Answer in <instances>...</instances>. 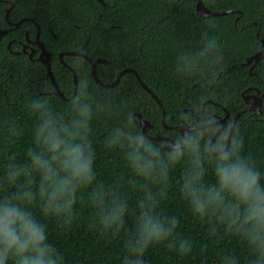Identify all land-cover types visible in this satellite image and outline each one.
Masks as SVG:
<instances>
[{
  "label": "trees",
  "instance_id": "16d2710c",
  "mask_svg": "<svg viewBox=\"0 0 264 264\" xmlns=\"http://www.w3.org/2000/svg\"><path fill=\"white\" fill-rule=\"evenodd\" d=\"M0 1L14 3L10 22L26 19L0 41V198L31 191L35 199L23 207L44 226L46 242L58 250L61 264H125L130 256L126 243L136 231L139 205L146 199L144 185L156 197L155 214L178 220L169 240L148 246L142 257L145 264H223L227 255L238 257L239 264H248L247 242L227 233L226 224L218 220L205 217L201 221L183 195L187 157L170 167L167 182L157 184L133 171L126 159V144L108 146L110 134L123 125L143 135L138 117L137 121L133 118L136 113L153 125L149 136L175 141L180 135L177 130L164 127L159 103L134 73H125L113 87H103L92 77L91 64L85 58L64 56L78 78L77 95L64 100L54 93L42 62L31 59L20 44L26 42L27 34L35 39L37 25L40 26V39L52 56L56 82L67 98L74 93V78L59 56L78 51L94 62L107 61L97 63L98 77L104 84L113 83L121 71L134 69L165 107L168 126L181 124L182 118H198L196 107L212 119L213 114H225L222 107L233 117L247 107L243 98L247 88L256 87L264 93V69H254L250 75L248 67L242 65L262 49L264 0H203L205 7L214 12H235L206 18L196 11L198 0H103L105 5L99 0ZM6 7L10 8V4L0 2L2 29L10 27ZM204 33L217 38L222 62L214 72L205 68L187 73L185 61L196 60L203 47L200 41ZM200 66L203 67L202 61ZM85 81L86 102L93 110L88 138L94 153V179L77 189L71 223L66 224V214L57 215L55 211L45 214V200L39 194L44 170L34 164L31 154L50 160L51 152L37 139L43 120L41 112L31 109V103L45 101L54 120L70 123L76 118L73 102L81 95V83ZM206 101L220 106L213 103L204 106ZM98 103L104 105L103 111L96 110ZM185 110H190L191 115H186ZM262 111L261 115L244 113L233 133L238 132L243 138V154L254 158L264 183V100ZM146 139L162 153L168 151L162 147L165 142ZM10 166L19 173L14 182L7 179ZM52 167L57 168L55 162ZM205 168L203 183L215 184L212 165L206 163ZM117 203L126 204L123 226L117 222L105 229L101 216ZM179 239L191 243L187 254L180 252ZM169 241H176V246L169 247Z\"/></svg>",
  "mask_w": 264,
  "mask_h": 264
},
{
  "label": "clouds",
  "instance_id": "9594fccd",
  "mask_svg": "<svg viewBox=\"0 0 264 264\" xmlns=\"http://www.w3.org/2000/svg\"><path fill=\"white\" fill-rule=\"evenodd\" d=\"M202 49L196 60L185 61V71L195 73L207 68L215 70L223 59L216 37L207 33L201 37ZM203 62V67L200 66ZM87 82L81 83V95L73 102L76 118L63 123L52 118L46 102L35 100L31 103L33 111L41 112L43 123L39 126L37 139L42 140L51 152V159L44 160L32 153L33 162L43 171L40 197L45 200V214L55 211L65 215V223H71V210L79 187L91 184L94 179L92 165L94 153L88 134L93 114L92 105L87 101ZM96 110L103 111L104 105L97 104ZM198 118L188 117L185 132L178 135L175 144L162 153L142 134L134 132L129 125L114 129L110 134L108 146L127 145L126 159L138 176L151 183L167 182L171 166L187 157L188 170L181 191L188 199L193 212L201 221L208 217L226 224V232L236 234L247 242L250 260L248 264H264V183L262 173L251 155L243 154V138L238 132L230 134L219 131L212 117L196 107ZM213 137L216 142L212 143ZM57 168L54 170L52 163ZM210 163L216 183H203L206 168ZM10 170L7 179L14 182L19 175ZM146 189V199L142 200L137 218L136 231L129 236L126 247L130 256L125 264H145L142 259L149 245L169 240L177 228L176 217L155 214L157 204L155 195ZM97 190H93L95 197ZM165 193L161 191V197ZM35 197L31 191H24L0 198V264H61L58 250L47 243L45 228L23 205L32 203ZM113 200L116 197L113 196ZM126 204L117 203L110 212H104L101 223L105 229L119 222L123 226V213ZM215 231V228L213 229ZM176 241H169V247ZM182 254L191 250L187 239H179ZM223 264H239L234 255L223 257Z\"/></svg>",
  "mask_w": 264,
  "mask_h": 264
},
{
  "label": "water",
  "instance_id": "95a60500",
  "mask_svg": "<svg viewBox=\"0 0 264 264\" xmlns=\"http://www.w3.org/2000/svg\"><path fill=\"white\" fill-rule=\"evenodd\" d=\"M103 5H105L103 0H99ZM6 4H10L11 8H9L6 11V19L7 21L9 20V14L10 11L12 10V7L14 6V3L12 1H0ZM196 11L197 13L201 16V17H214V16H225V15H229V14H233L235 13L234 11H225V12H214L212 10H209L205 7L203 0H198L197 6H196ZM25 20H20L19 22L16 23H10L13 28L11 29H0V41L2 39V37L4 35H6L8 32L14 30L15 28H18ZM32 22L35 23L34 20H31ZM9 22V21H8ZM38 26V33L36 35V39L35 42L36 45L38 46L39 50H40V55L38 58V61L42 62V64L45 66L46 70H47V77L50 79L53 87H54V93L56 95H58L59 97H61L64 100H72L75 98V96L78 93V78L76 75L75 70L73 69V67H71L65 60H64V56L65 55H69V56H79L82 58H85L90 64H91V75L94 78V80L101 86L103 87H113L116 84H118V82L120 81L121 77L127 73V72H132L135 74V76L137 77L138 81L141 83V85L143 86V88L145 90H147L153 98H155L157 100V102L159 103L161 109H162V113H163V125L165 128L169 129V130H177L179 132H185L186 126L180 127V126H168L166 124V110L165 107L163 106L162 102L160 101V99L158 98V96H156L148 87L146 84H144V82L141 80L139 74L134 70V69H125L123 71H121L116 80L113 83H109V84H104L98 77V73H97V63H103L106 64L107 61L105 59H97L96 62H94L91 58H89L88 56L78 52V51H73V52H68V53H61L59 56V60L62 63L63 67L67 68L69 71L72 72L73 74V78H74V93L70 98H67L63 95V93L61 92L58 83L56 82L55 76L53 74L52 71V66H51V60H52V56L50 54V52L46 49L43 41H41L40 39V26ZM262 42V49L256 53L255 55L247 58L246 62L244 65H250L251 63H254V65H256L258 62H260L261 60H264V38L261 40ZM26 47H24L25 50ZM34 55V51H32V53L30 54V57H32ZM243 98L245 100L246 103H248L251 99H253L252 104L245 108L244 110H242L241 112L237 113L232 121V125H231V129H230V134H233L234 128H235V124L237 122V120L246 112H254L256 114H262V106H263V99H264V93H261L259 91L258 95L255 96H247L245 97V93H243ZM208 103H212V101H206L204 103V106H206ZM225 110V109H224ZM139 120V125L142 127V133L143 136L145 138H150L151 140L154 141H161V142H165V145H163V149L168 150L169 149L166 147V145L168 144H175V141L171 138H167V137H163V136H155V137H151L148 134V131L150 128L153 127V125L151 124L150 121L143 119L142 115L139 113L134 114L133 118L135 121H137V118ZM229 114L227 113V115L225 116V118H223L220 121L215 122L216 125L221 124L222 127L219 129V131L216 133V136H219L220 133L222 132V130L225 128L226 126V122L228 120ZM216 140V137H213L212 143H214Z\"/></svg>",
  "mask_w": 264,
  "mask_h": 264
},
{
  "label": "flooded vegetation",
  "instance_id": "af4514ba",
  "mask_svg": "<svg viewBox=\"0 0 264 264\" xmlns=\"http://www.w3.org/2000/svg\"><path fill=\"white\" fill-rule=\"evenodd\" d=\"M8 5V4H7ZM14 7V6H13ZM12 7V8H13ZM10 8H11V6H10ZM5 9V11H7V9H9V8H4ZM23 20H26V19H23ZM27 20H33V19H27ZM9 25H10V27L9 28H5V29H11L12 28V25L10 24V23H8ZM0 29H2V28H0ZM9 33V32H8ZM26 38H27V40H26V42L25 43H21L20 45H21V50L25 53V54H28L29 55V57H30V54L32 53V51H34V55L32 56V57H30L31 59H35V60H38V58H39V55H40V50H39V48H38V46L36 45V43H34L35 42V39H36V37H35V39H30L29 37H28V34H27V36H26ZM10 44V43H9ZM24 47H26L25 48V50H24ZM65 56H68V55H65ZM264 63V60H261L260 62H258L256 65H254V63H251L250 65H244V64H242L243 65V67L244 66H247L248 67V69H249V72H250V75H252L253 73H252V70H254V69H264V65H262ZM259 89L258 88H256V87H249V88H247V90L244 92L245 93V97H247V96H255V95H258L259 94ZM261 92V91H260ZM261 93H263V92H261ZM264 100V99H263ZM252 101H253V99H251L248 103H246V105H247V107H249L251 104H252ZM212 103L213 104H215V105H217V106H220L219 104H217V103H214L213 101H212ZM246 107V108H247ZM225 108L224 107H222V110L225 112V114L222 116V115H218V114H213L212 116H213V121L214 122H217V121H220V120H222L223 118H225V116L227 115V111H226V109L224 110ZM249 112H251V111H249ZM184 113L186 114V115H191V112H190V110H185L184 111ZM251 113H253V114H256V113H254V112H251ZM229 114V113H228ZM258 115V114H257ZM259 115H261V114H259ZM233 118H234V116L233 117H230V114H229V117H228V120H227V122H226V126H225V128L222 130V132L223 131H226V130H229V132H230V129H231V125H232V121H233ZM186 120L187 119H181L180 120V122H181V124H178V125H176V126H180V127H183V126H187V123H186ZM217 126V128L218 129H220L221 127H222V125L221 124H219V125H216ZM179 132V131H178ZM221 132V133H222ZM180 134H182V132H179ZM184 133V132H183ZM220 133V134H221Z\"/></svg>",
  "mask_w": 264,
  "mask_h": 264
},
{
  "label": "rangeland",
  "instance_id": "374dc122",
  "mask_svg": "<svg viewBox=\"0 0 264 264\" xmlns=\"http://www.w3.org/2000/svg\"><path fill=\"white\" fill-rule=\"evenodd\" d=\"M7 10H8V9H7ZM8 21H9V20H8ZM9 23H12V22L9 21ZM12 28H13V26H12ZM150 129H151V128H150ZM150 129H149V130H150Z\"/></svg>",
  "mask_w": 264,
  "mask_h": 264
}]
</instances>
